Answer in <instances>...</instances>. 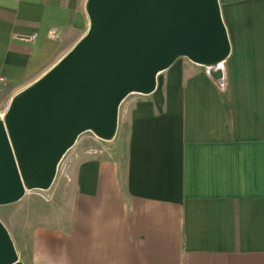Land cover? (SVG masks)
<instances>
[{"label":"crops","instance_id":"obj_1","mask_svg":"<svg viewBox=\"0 0 264 264\" xmlns=\"http://www.w3.org/2000/svg\"><path fill=\"white\" fill-rule=\"evenodd\" d=\"M87 1L0 0V119L86 34ZM219 3L220 80L180 57L114 151L75 155L50 199L0 212L23 264H264V0Z\"/></svg>","mask_w":264,"mask_h":264},{"label":"water","instance_id":"obj_2","mask_svg":"<svg viewBox=\"0 0 264 264\" xmlns=\"http://www.w3.org/2000/svg\"><path fill=\"white\" fill-rule=\"evenodd\" d=\"M86 34L18 92L0 119V205L46 190L78 137L117 133L119 107L180 57L219 66L231 43L219 0H88ZM0 264H23L0 219Z\"/></svg>","mask_w":264,"mask_h":264},{"label":"rangeland","instance_id":"obj_3","mask_svg":"<svg viewBox=\"0 0 264 264\" xmlns=\"http://www.w3.org/2000/svg\"><path fill=\"white\" fill-rule=\"evenodd\" d=\"M182 59L181 58L178 59L173 64L174 67L178 66L180 64V62L182 61ZM201 66L205 71H207L208 74H214L215 73V75H217L218 80H220L222 78V76H221L222 70L220 69V65L219 66H213V67L204 66V65H201ZM171 67L172 68H169V70L174 69L173 66H171ZM169 70H165V71H162L159 73V75L157 77V90L158 91L162 88L169 86V78H170V76L168 75ZM218 74H220V75H218ZM7 95L6 96L0 95V113H1V109L3 111V109H5V106L7 105V103L5 102V99H6V101H7V99H9V95H8V97H7ZM153 101H154L153 96H150L148 94H141V93H137V92L129 94L123 100V102L121 103V105L119 107V115H118V128L119 129L117 128V131L119 130V132L116 133V135L118 134V138H120L122 135L121 129H122L123 125H125V123H126V119L129 116L128 114L130 113L131 107L136 105V104L150 103ZM128 128H130V125H129V127L126 128V130H128ZM115 137L112 140L106 141V140H102V139L98 138L91 131H86V132L82 133L78 137L74 146L68 150V152L65 154V156L61 160V162L58 166L57 174H56L57 178L55 177L53 185H51V187L46 189V190L34 189L31 191H27L26 195L24 196L23 200H21V201H35V200L50 199L52 194L55 193L58 189H61L62 186L66 183V181L68 179L71 163H72L75 155L77 157L82 152L88 153V151L89 152H94V151H109L110 152L111 150L114 151L115 146H116V141H117ZM20 205H21L20 203H16L14 205L9 204L6 206H1L0 212L3 211L2 213L4 214L5 210H7V209L12 210L16 207H20ZM0 219H1V217H0ZM1 221H2V219H1ZM9 233H10V231H9ZM10 235H11V238L14 242V239H13V236L11 233H10ZM14 244H15V242H14ZM15 247H16V245H15Z\"/></svg>","mask_w":264,"mask_h":264}]
</instances>
